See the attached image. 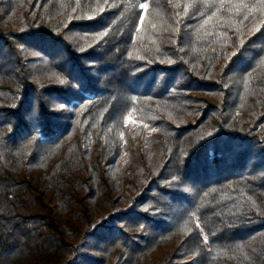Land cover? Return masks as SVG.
<instances>
[{
	"label": "trees",
	"instance_id": "obj_1",
	"mask_svg": "<svg viewBox=\"0 0 264 264\" xmlns=\"http://www.w3.org/2000/svg\"><path fill=\"white\" fill-rule=\"evenodd\" d=\"M0 264H264V0H0Z\"/></svg>",
	"mask_w": 264,
	"mask_h": 264
},
{
	"label": "rangeland",
	"instance_id": "obj_2",
	"mask_svg": "<svg viewBox=\"0 0 264 264\" xmlns=\"http://www.w3.org/2000/svg\"><path fill=\"white\" fill-rule=\"evenodd\" d=\"M124 126L127 127L128 132L131 133V131H135V130H139L140 132L144 131V133L147 136H152L154 134V130L151 128H148L147 125H143L138 119H136L135 115H133V112H129L124 120ZM130 135V134H129ZM132 138V136H129L130 140ZM125 147V150L122 152V157H121V165L124 163L125 161V157H126V153L128 152V142L126 141L125 143H122ZM138 143L137 142H133L132 143V147H138ZM213 155V154H210Z\"/></svg>",
	"mask_w": 264,
	"mask_h": 264
},
{
	"label": "snow or ice",
	"instance_id": "obj_3",
	"mask_svg": "<svg viewBox=\"0 0 264 264\" xmlns=\"http://www.w3.org/2000/svg\"><path fill=\"white\" fill-rule=\"evenodd\" d=\"M91 18H93V17H89V19H91ZM234 55H235V53H234ZM61 83H64V81H61Z\"/></svg>",
	"mask_w": 264,
	"mask_h": 264
}]
</instances>
